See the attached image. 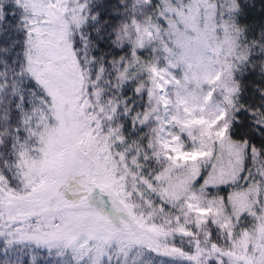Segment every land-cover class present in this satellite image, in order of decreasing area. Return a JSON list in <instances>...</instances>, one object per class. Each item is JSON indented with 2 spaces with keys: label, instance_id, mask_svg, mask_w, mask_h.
Instances as JSON below:
<instances>
[{
  "label": "snow or ice",
  "instance_id": "snow-or-ice-1",
  "mask_svg": "<svg viewBox=\"0 0 264 264\" xmlns=\"http://www.w3.org/2000/svg\"><path fill=\"white\" fill-rule=\"evenodd\" d=\"M0 0V264H264V0Z\"/></svg>",
  "mask_w": 264,
  "mask_h": 264
},
{
  "label": "trees",
  "instance_id": "trees-1",
  "mask_svg": "<svg viewBox=\"0 0 264 264\" xmlns=\"http://www.w3.org/2000/svg\"><path fill=\"white\" fill-rule=\"evenodd\" d=\"M256 4H257V11H259L260 8L259 0H256Z\"/></svg>",
  "mask_w": 264,
  "mask_h": 264
}]
</instances>
